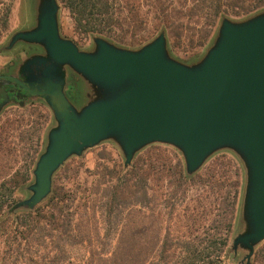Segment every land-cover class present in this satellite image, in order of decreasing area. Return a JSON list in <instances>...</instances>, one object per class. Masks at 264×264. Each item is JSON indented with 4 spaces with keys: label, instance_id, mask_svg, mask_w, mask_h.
Returning <instances> with one entry per match:
<instances>
[{
    "label": "trees",
    "instance_id": "1",
    "mask_svg": "<svg viewBox=\"0 0 264 264\" xmlns=\"http://www.w3.org/2000/svg\"><path fill=\"white\" fill-rule=\"evenodd\" d=\"M59 2L74 33L102 35L131 48L161 29L173 45L188 39L190 45L203 46L223 16L264 9V0ZM6 18V13L0 18V38ZM192 18L200 22L196 39L189 35ZM24 120L1 124L0 168L12 160V138ZM73 161L60 167L50 194L33 209L11 210L16 190L29 179L27 168L0 181V262L228 264L225 253L240 187V168L233 158L216 155L188 175L175 149L152 144L126 168L119 161L99 163L91 181L81 177V165ZM252 256L250 264L263 260Z\"/></svg>",
    "mask_w": 264,
    "mask_h": 264
},
{
    "label": "water",
    "instance_id": "2",
    "mask_svg": "<svg viewBox=\"0 0 264 264\" xmlns=\"http://www.w3.org/2000/svg\"><path fill=\"white\" fill-rule=\"evenodd\" d=\"M58 10L57 0H42L36 25L14 32L3 47L11 50L20 40L44 46L21 64L27 85L14 79L52 113L27 185L29 196L11 210L36 207L69 158L103 141L117 144L125 168L148 145H169L181 153L188 175L216 151L228 149L240 158L246 183L244 226L230 249L244 250L241 262L250 264L254 247L264 240V9L237 21L223 16L212 45L189 64L169 54L165 29L138 48L97 35L92 49L82 50L61 36ZM59 64H68L109 96L76 112L55 68Z\"/></svg>",
    "mask_w": 264,
    "mask_h": 264
},
{
    "label": "rangeland",
    "instance_id": "3",
    "mask_svg": "<svg viewBox=\"0 0 264 264\" xmlns=\"http://www.w3.org/2000/svg\"><path fill=\"white\" fill-rule=\"evenodd\" d=\"M57 1L59 4L58 24H59V31L61 36L72 39L77 44V46L82 50L92 49L93 47L92 39L94 36H97L98 34H90L88 36H84L74 33L72 29V21L69 17L67 10L61 6L59 0ZM41 6H42V0H0V18H2L5 13L7 14V18H6L7 26L6 29L3 31L2 37L0 38V71H4L6 70L7 67L9 68L11 65H13L12 68L9 69L10 72L15 73L19 76L23 75L22 72H24V70L21 64H23V62L26 61L25 60L26 57L32 53L43 52L44 50L43 45H41L40 43H29L25 40L18 41L15 44L14 48H12L11 50L3 49V47L7 44L11 35L14 32L24 29L28 26L34 27V25H36V20L38 17V13L40 12ZM258 11L252 12L245 16L242 15L239 17H234V16H226V17L231 20L237 21L247 18ZM196 20L197 18H192L189 24L191 27H193V29L189 31L190 33L189 35H193L194 39L197 38L199 34L198 29L200 28L199 25L200 22L195 23L194 21ZM220 21L221 18L218 20L211 38L203 46H199L195 44L190 45L188 39L173 45L171 40L168 38L166 34L167 49L169 54L173 58L188 64L198 61L204 56L207 49L212 45L216 37ZM0 28H1V21H0ZM157 34H155L148 41L152 40ZM146 42H144L143 44H145ZM55 68L59 70L60 74L62 73L61 76L65 81V89H66L65 93L68 97V100L72 104L73 108L76 110V112H80L85 106H87L91 102L105 99L109 96V92L106 89L90 81L81 73L75 71L68 64L55 65ZM69 90L72 91V95L69 94ZM21 117H24L25 120L22 121L19 130L14 134V137L12 138L14 143L12 145L13 151H12V155H10L11 157L9 158V159L12 158V160L11 161L9 160L10 161L9 164H7L5 167L0 168V181L4 177H10V175H12L15 172L16 173L18 172V174H22L24 167L27 168L29 171V179L16 190L13 196V199L15 200L14 203L23 200L29 196L27 185H29L33 181L32 171L35 162L37 160V157L44 147L45 134L50 124L52 123V113L49 107L44 102H42V100H37L27 104L25 107L22 108L18 106L8 107L5 113H3L0 116V126L1 124L6 123L7 121H11L15 118L20 119ZM21 131L24 132L23 135L20 134ZM159 145L171 147L169 145H164V144H159ZM176 151L179 153L184 165V161L181 153L178 150ZM219 154H226L227 156L233 158L240 168V187H239L236 217L232 231L229 236V242L225 255L228 264H243L241 262V259L245 255V251L239 248L236 254H234L230 249V246L232 243V239L235 237V235L238 232L242 230V227L244 226L243 217L241 216V203L243 198L244 184L246 185L245 169L244 166L242 165L240 158L234 153V151L232 152L231 150L228 149H221L213 153L205 161L202 167L206 165L214 156ZM72 158H74L73 164L81 165V169H82L81 177L86 178L89 181H91L95 177L94 173L96 171V166L99 163H110L111 161H119L123 163L124 160L119 147L115 142L111 140L103 141L100 144L87 149L85 152L82 153V155L73 156L69 158L65 163H69L70 161H72ZM202 167L198 171H200ZM60 169L61 168H59V170ZM58 171H56V173ZM59 173L61 177L62 176L65 177L66 175L65 172L63 171H60ZM240 218H241V222H240ZM173 219L175 220L176 216H174ZM103 247L106 248L105 245H103ZM254 254L259 259H263L262 262L260 261L258 262V264H264V240L258 243L254 247ZM252 259L253 256L251 257L250 261H252ZM0 264H5V261L3 263L2 260Z\"/></svg>",
    "mask_w": 264,
    "mask_h": 264
},
{
    "label": "flooded vegetation",
    "instance_id": "4",
    "mask_svg": "<svg viewBox=\"0 0 264 264\" xmlns=\"http://www.w3.org/2000/svg\"><path fill=\"white\" fill-rule=\"evenodd\" d=\"M12 66L13 65L9 68L7 67L4 71H0V76H2L0 77V116L5 113L10 106H18L22 108L29 103L41 100L39 98L40 96L30 94L28 90L20 85V83L16 82L15 79H18L22 84L27 85L23 75L19 76L10 72L9 69H11ZM4 75L12 76L13 78L5 77Z\"/></svg>",
    "mask_w": 264,
    "mask_h": 264
}]
</instances>
